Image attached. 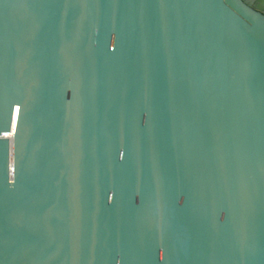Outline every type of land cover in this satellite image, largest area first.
<instances>
[{
    "label": "water",
    "instance_id": "95a60500",
    "mask_svg": "<svg viewBox=\"0 0 264 264\" xmlns=\"http://www.w3.org/2000/svg\"><path fill=\"white\" fill-rule=\"evenodd\" d=\"M0 264H264V0H0Z\"/></svg>",
    "mask_w": 264,
    "mask_h": 264
}]
</instances>
